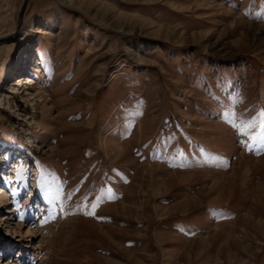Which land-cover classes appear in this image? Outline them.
<instances>
[{
    "label": "rangeland",
    "instance_id": "374dc122",
    "mask_svg": "<svg viewBox=\"0 0 264 264\" xmlns=\"http://www.w3.org/2000/svg\"><path fill=\"white\" fill-rule=\"evenodd\" d=\"M262 110L264 0H30L0 43V264H264Z\"/></svg>",
    "mask_w": 264,
    "mask_h": 264
},
{
    "label": "water",
    "instance_id": "95a60500",
    "mask_svg": "<svg viewBox=\"0 0 264 264\" xmlns=\"http://www.w3.org/2000/svg\"><path fill=\"white\" fill-rule=\"evenodd\" d=\"M29 1L30 0H24V2H23V5H22V7L20 9L19 22H18V26H17V29H16L15 33H13L12 35H8V36H5V37L0 38V43L1 42H4L6 40L12 39L13 37H15L19 33L20 28H21L22 23H23L24 15H25L26 8H27V5H28V2Z\"/></svg>",
    "mask_w": 264,
    "mask_h": 264
},
{
    "label": "snow or ice",
    "instance_id": "6c2138e0",
    "mask_svg": "<svg viewBox=\"0 0 264 264\" xmlns=\"http://www.w3.org/2000/svg\"><path fill=\"white\" fill-rule=\"evenodd\" d=\"M260 115H261V117H264V110L261 111ZM261 126L264 127V119H262V121H261ZM108 192L110 193L111 189H108ZM109 198H112V197H109ZM85 206H87V205H85ZM96 207H98V204L97 203H93L92 204V208L95 209ZM87 214L94 215L95 213H94V211H90Z\"/></svg>",
    "mask_w": 264,
    "mask_h": 264
},
{
    "label": "bare ground",
    "instance_id": "6f19581e",
    "mask_svg": "<svg viewBox=\"0 0 264 264\" xmlns=\"http://www.w3.org/2000/svg\"><path fill=\"white\" fill-rule=\"evenodd\" d=\"M19 70V69H18ZM0 175H2V174H0ZM8 212H13V211H8ZM6 223H8L9 221H8V217L6 218ZM9 225V224H8ZM31 225V222H29V225H27V226H30ZM21 227V226H20ZM20 227H17V229L19 230L18 231V233L20 234V235H22L23 236V231H22V229L20 228ZM25 226L23 225V228H24ZM21 229V230H20Z\"/></svg>",
    "mask_w": 264,
    "mask_h": 264
}]
</instances>
